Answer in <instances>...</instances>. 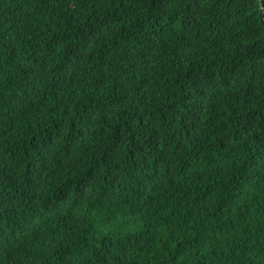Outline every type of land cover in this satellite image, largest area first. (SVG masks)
<instances>
[{
  "label": "trees",
  "instance_id": "16d2710c",
  "mask_svg": "<svg viewBox=\"0 0 264 264\" xmlns=\"http://www.w3.org/2000/svg\"><path fill=\"white\" fill-rule=\"evenodd\" d=\"M262 5L0 0V264H264Z\"/></svg>",
  "mask_w": 264,
  "mask_h": 264
},
{
  "label": "clouds",
  "instance_id": "9594fccd",
  "mask_svg": "<svg viewBox=\"0 0 264 264\" xmlns=\"http://www.w3.org/2000/svg\"><path fill=\"white\" fill-rule=\"evenodd\" d=\"M60 83L57 82L56 84H54V86H58ZM60 91V90H59ZM126 239L124 240V242L122 243H116L114 245V249L112 251H110V261L112 264H123L124 261L122 259V257L120 256V249L126 244Z\"/></svg>",
  "mask_w": 264,
  "mask_h": 264
},
{
  "label": "water",
  "instance_id": "95a60500",
  "mask_svg": "<svg viewBox=\"0 0 264 264\" xmlns=\"http://www.w3.org/2000/svg\"><path fill=\"white\" fill-rule=\"evenodd\" d=\"M261 17H262V20L264 21V7H263V5H262Z\"/></svg>",
  "mask_w": 264,
  "mask_h": 264
}]
</instances>
